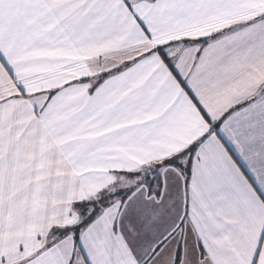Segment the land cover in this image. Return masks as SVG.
<instances>
[{
  "label": "snow or ice",
  "instance_id": "6c2138e0",
  "mask_svg": "<svg viewBox=\"0 0 264 264\" xmlns=\"http://www.w3.org/2000/svg\"><path fill=\"white\" fill-rule=\"evenodd\" d=\"M0 264H264V0H0Z\"/></svg>",
  "mask_w": 264,
  "mask_h": 264
}]
</instances>
